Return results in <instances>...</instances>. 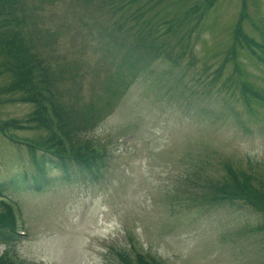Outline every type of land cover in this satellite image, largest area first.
Wrapping results in <instances>:
<instances>
[{"label": "rangeland", "instance_id": "1", "mask_svg": "<svg viewBox=\"0 0 264 264\" xmlns=\"http://www.w3.org/2000/svg\"><path fill=\"white\" fill-rule=\"evenodd\" d=\"M210 1L24 0L23 27L11 22L20 6L0 16V36L23 40L58 103L95 122L81 137L104 154L96 181L51 170L49 188L29 190L24 142L44 133L28 124L32 104L1 96L14 127L0 129V194L27 233L8 250L16 264H121L134 249L164 264H264L262 215L198 198L227 165L264 190V61L249 43L234 49L243 0ZM246 1L244 32L261 42L264 0ZM9 81L0 75L1 91Z\"/></svg>", "mask_w": 264, "mask_h": 264}, {"label": "trees", "instance_id": "2", "mask_svg": "<svg viewBox=\"0 0 264 264\" xmlns=\"http://www.w3.org/2000/svg\"><path fill=\"white\" fill-rule=\"evenodd\" d=\"M213 2L215 0L209 2L211 4L209 8L214 5ZM24 5V0H11L10 3L0 1V16H4L5 10L12 15V12H15L14 9L20 6V14L13 15L11 22L14 21V17L23 27L26 18L25 13L21 11V6ZM243 18H249L246 0H243L239 23L234 28V49L237 47L243 49V46L251 48L250 46H252L255 57L260 61H264V37L263 41L260 42L246 34L242 25ZM11 22L10 26L13 25ZM9 28L11 29L9 31L14 33V30L11 27ZM22 41H19L17 46L16 35L13 36L3 31L0 36V53L4 56V59L0 62V68H2L0 75L7 74L10 78L9 83L3 89L5 91L0 90V105L3 103L1 96L10 93L20 94V97L15 100L33 105V110L27 115L28 124L32 125V129H39L41 130L40 133H44L43 136L40 134L35 140L25 139L24 146L32 170L30 174L23 175V184L29 190L36 192L45 187L49 188L51 179L47 175L51 170L58 171L57 173L60 176L58 180L65 184H73L81 180L95 181L96 177L92 172L97 169L96 162L103 161L104 155L94 151L93 145L84 142L85 140L81 137V133L93 127L95 122L87 120L83 114L77 118L71 117L65 107L58 103L56 94L50 92L51 87L54 86L53 80L44 76L46 73L43 74L44 72L41 70L43 66L40 62L36 64L30 62V57L26 55V51L30 50L26 46L24 49ZM257 50L261 53H255ZM233 53H236V51H233ZM122 61V63H128V58L126 57ZM173 62L178 64L179 61ZM128 65L135 73L141 74L139 70L141 68H137L136 62ZM149 74L151 75V73ZM215 81L216 79L212 80V82ZM261 101L264 102V100ZM200 112L209 116L206 114L205 108H200ZM81 117H83L82 123L80 122ZM13 127L14 125L10 121H0V129L4 134ZM13 183L16 182L14 180L13 182L10 181L9 185ZM200 188L202 192L198 193V198L203 204L219 206L243 203L251 206L264 218V190L255 188L250 176L243 171L238 172L233 166H226V174L222 181L206 180ZM1 190L0 184V193ZM253 231L264 234V222L255 227ZM17 238L18 235L14 229L12 215L8 207L0 202V245H5L6 250L0 255V264H14L8 256L7 249L11 247V244ZM134 252V255H130L119 251L117 257L120 263L164 264L154 258L148 260L135 249Z\"/></svg>", "mask_w": 264, "mask_h": 264}]
</instances>
